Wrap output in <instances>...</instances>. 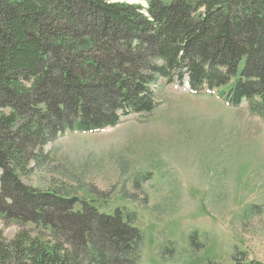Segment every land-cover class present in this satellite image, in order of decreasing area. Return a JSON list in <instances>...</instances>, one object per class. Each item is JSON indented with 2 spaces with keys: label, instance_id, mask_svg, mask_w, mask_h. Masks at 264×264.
<instances>
[{
  "label": "trees",
  "instance_id": "16d2710c",
  "mask_svg": "<svg viewBox=\"0 0 264 264\" xmlns=\"http://www.w3.org/2000/svg\"><path fill=\"white\" fill-rule=\"evenodd\" d=\"M160 78L264 117V0H0V217L21 227L0 264H139L121 210L23 177L69 132L151 114Z\"/></svg>",
  "mask_w": 264,
  "mask_h": 264
},
{
  "label": "rangeland",
  "instance_id": "374dc122",
  "mask_svg": "<svg viewBox=\"0 0 264 264\" xmlns=\"http://www.w3.org/2000/svg\"><path fill=\"white\" fill-rule=\"evenodd\" d=\"M157 88L151 114L59 137L23 180L121 210L143 232L139 264L264 263V117L184 83ZM0 229L11 239L21 227L0 217Z\"/></svg>",
  "mask_w": 264,
  "mask_h": 264
}]
</instances>
